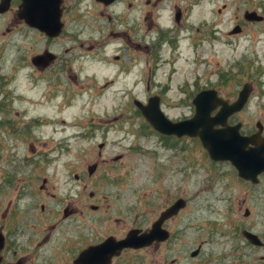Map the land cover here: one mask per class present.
<instances>
[{"label":"rangeland","instance_id":"1","mask_svg":"<svg viewBox=\"0 0 264 264\" xmlns=\"http://www.w3.org/2000/svg\"><path fill=\"white\" fill-rule=\"evenodd\" d=\"M135 2L136 18L140 22L151 6H145L146 0ZM156 8L161 10L162 26L174 32L157 53L162 67L154 75L159 84L152 90H147L139 81L148 76L140 71L144 66V52H138L139 66L134 76L122 75L119 87L112 89L79 84L51 88L47 83H35L30 79V68H22V65L29 64L36 37L16 24L13 15L0 14V230L6 232L9 222L14 223L10 228L11 251L0 264H16L19 256L26 259L24 264H56L59 243L53 239L51 226L63 207L51 195L65 197L70 186L67 184L70 174L64 169L70 157L65 149L71 150V161H76L79 150L95 156L100 143H105L106 158L124 156L116 163L114 172L128 178L129 183L135 182L138 193L153 197L158 182L169 192L183 186L182 195L188 201L185 213L191 214L193 226L185 229L182 239L196 242L178 247L185 246L183 257H187V252L198 242H210L202 245L208 252L211 246H216V240H225L228 166L213 163L194 140L164 141L163 146L161 138L155 134L139 132L150 131L130 98L135 96L145 103L148 92L162 91L161 108L171 120L194 115L190 98L194 87L210 85L223 98L235 100L247 80L245 72L254 77L257 68L264 69V21L247 23L244 19L245 12L254 11L264 18V0H165ZM175 11H181L184 16L178 26H172ZM174 35L178 42L167 41ZM150 37L139 39L138 35L142 49L154 40ZM68 46V42L57 41L51 48L61 54ZM122 61V65L127 66L126 58L122 57ZM90 66L88 70L102 72L99 62ZM133 78L137 82L134 87ZM180 81H184L185 93L178 89ZM167 85L170 88L163 90ZM70 94H75L73 100ZM256 100L255 89L251 108ZM93 126H98L99 131L92 138L84 137ZM91 160L76 161L73 166L85 169L84 164ZM108 169L113 173L112 167ZM43 179H46L48 194L39 190ZM100 186L99 189L90 187L89 191L114 192L109 183ZM109 202L114 204V201ZM99 203L98 200L87 202ZM178 248H174V252ZM14 250L18 255L13 259ZM163 251L155 252L151 248L138 252L136 264L146 260L162 264ZM172 257L173 253L167 260ZM62 261L59 264H63Z\"/></svg>","mask_w":264,"mask_h":264},{"label":"flooded vegetation","instance_id":"2","mask_svg":"<svg viewBox=\"0 0 264 264\" xmlns=\"http://www.w3.org/2000/svg\"><path fill=\"white\" fill-rule=\"evenodd\" d=\"M164 1L146 0L145 6L151 8L145 14L142 13L140 22L136 18L135 0H9L7 10L1 14L13 15L16 24L36 37L32 48L33 56L29 57V64L22 65V68H30L31 81L47 83L51 88L66 84L73 87L79 84L88 88L112 89L119 87L122 75L134 76L139 66L138 52H144V66L140 71L146 72L148 76L139 81L145 84L147 90H152L159 84L154 75L162 67L157 53L161 52L165 39L174 32L160 23L161 10L156 7ZM27 2L34 3L33 26L26 22L27 13H31L26 10ZM150 11L152 14H149ZM183 18L181 11H175L172 26H178ZM263 21L264 18L258 23ZM145 22L148 24L145 25ZM138 35L139 39L151 36L150 39L154 37V40L142 49V44L137 40ZM176 36L167 41L178 42ZM57 41L69 44L67 48L61 50V54H57L51 48ZM122 57L126 58L127 66L122 65ZM96 62L103 67L100 73L88 70L91 68L90 64ZM244 76L247 80L243 86L251 87L248 100L240 112L228 117L226 126L238 127L239 134L249 139L243 146L245 152L242 157L241 173L231 161L211 160L215 164H226L230 173L226 178L225 187L227 195L224 216L226 220L224 226L227 227L225 240L212 241L216 242V246H211L208 252L202 249V245L210 242H198L196 247L187 252L188 256L183 257L181 254L185 246L178 247L181 244L196 243L182 239L185 229L193 226L191 214L185 213L188 201L182 195L183 186L173 188L169 192L158 182V189L153 197L146 193H138L135 182L129 183L128 178L114 172L116 163L121 162L124 156L119 154L106 158L103 152L105 143H100L97 144L98 151L95 156L81 150L77 152L75 158L78 162L92 159L84 164L85 169H80L78 165L74 167L73 163L76 161H71V150L65 149V154L70 157L67 166L64 167L70 174L67 178V184L70 186L65 197L51 195L63 207L56 213L57 221L51 226V234L55 236L53 239L59 243V251L56 252L59 253V259L55 260L56 264H59L60 260H63V264H76L79 256L89 249L103 245L106 241L124 240L131 232H136L138 236L150 233L161 215L178 201H182L179 203L180 209L160 223V229L163 231L160 230V236L164 238L163 240L155 239L150 245L140 249L123 248L117 251L112 246L106 247L99 256L89 254L87 258L92 257L90 259L98 264H136L138 252H147L154 248L155 252L164 249L162 264H264V69L257 68L254 77L248 72H245ZM180 82L178 89L183 92L184 81ZM131 84L133 87L136 86L134 78ZM169 88L168 85L162 87L163 90ZM255 89L257 100L255 106L251 108ZM213 90L223 98L215 87L203 85L194 87L190 92L191 101L199 93ZM74 95L70 94L71 100L74 99ZM153 98L158 99L161 104L164 101V93L150 91L144 97L146 103ZM130 99L136 108V97L132 96ZM223 99L232 102L228 98ZM215 115L216 112H211L209 117ZM190 117H181L174 121H184ZM146 125L150 132L141 130L139 132L155 134L161 138L163 146L164 141L183 143L189 139L194 140L196 145L202 148L198 138L163 136ZM214 128L220 129L221 126ZM97 131L99 127L93 126L84 137L92 138ZM62 155L61 153L59 158ZM109 167L113 168V173ZM105 183L114 187L113 193L105 190L98 194L94 190L89 191L90 187L99 189L100 185ZM39 190L48 194L46 179L42 180ZM88 200H98L100 203L87 204ZM109 201H114V204ZM44 209V206H41V210ZM93 213L98 214L95 216ZM11 222L6 232L0 230L2 237L0 261L7 259L11 251L10 228L14 226ZM174 248H178L177 252H174ZM171 253L174 257L167 260ZM17 255L18 251L11 252V258L14 259ZM22 258L24 257L19 256L16 264H24L26 259ZM148 261L143 264H151L147 263Z\"/></svg>","mask_w":264,"mask_h":264},{"label":"water","instance_id":"3","mask_svg":"<svg viewBox=\"0 0 264 264\" xmlns=\"http://www.w3.org/2000/svg\"><path fill=\"white\" fill-rule=\"evenodd\" d=\"M8 3L9 0H1L0 13H4L7 10ZM33 6V2L26 3V10L28 12L31 11V13H27L28 19H26V22L30 26L34 25L32 18ZM244 18L247 21L256 22L262 20V17L256 12H246ZM235 31L238 32L239 27H236ZM250 91L251 87L249 85H244L233 103H229L228 101L219 98L216 95V91H204L193 99L192 103L195 106L194 116L190 119L179 122H172L163 114L160 109L159 100L156 98L149 100L147 104H142L139 101H136L135 104L145 121L155 131L162 135L176 136L177 138L182 136L198 138L211 160L231 161L241 173L242 157L245 152L243 146L248 143L249 139L239 135L238 127H226V120L230 115L242 110L248 100ZM218 107L219 110L216 116L210 118V113ZM217 125L222 128L214 129V126ZM180 202L182 201H178L161 215L160 220L150 233L138 236L136 232H131L126 239L119 242L106 241L103 245L89 249L83 255H80L76 264H98L90 259L92 257H89L88 259L87 256L89 254H96L99 256L103 248L106 247L112 246L117 251L122 250L123 248L140 249L150 245L155 239L163 240L164 238L160 236V232L162 231L160 229V223L169 215H172L180 209ZM1 246L2 237L0 235V248Z\"/></svg>","mask_w":264,"mask_h":264}]
</instances>
